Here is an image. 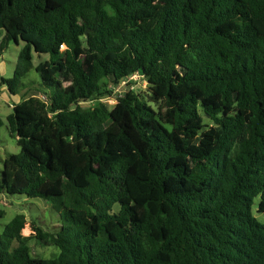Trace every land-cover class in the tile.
Masks as SVG:
<instances>
[{
	"label": "trees",
	"instance_id": "trees-1",
	"mask_svg": "<svg viewBox=\"0 0 264 264\" xmlns=\"http://www.w3.org/2000/svg\"><path fill=\"white\" fill-rule=\"evenodd\" d=\"M0 29V55L23 44L0 80L11 95L49 57L46 100L7 117L20 152L3 161L0 218L3 196L25 195L62 222L26 237L15 216L0 264H264V0H0ZM135 73L147 100L83 107ZM33 238L59 256L32 257Z\"/></svg>",
	"mask_w": 264,
	"mask_h": 264
},
{
	"label": "rangeland",
	"instance_id": "rangeland-1",
	"mask_svg": "<svg viewBox=\"0 0 264 264\" xmlns=\"http://www.w3.org/2000/svg\"><path fill=\"white\" fill-rule=\"evenodd\" d=\"M0 32L4 30L0 29ZM23 47V44L19 46L12 43L9 48L0 55V77L11 78L14 75L18 53ZM47 54L37 55L34 53L33 64L34 67L29 74L22 80L25 88L17 95H11L6 86H0V115L4 122L0 128V176L3 169V161L10 154H17L20 152V147L17 140L13 138L8 130L7 117L13 112L14 103L22 102L29 97H41L38 92L41 90L48 91L42 84L41 78L36 71V67L40 62L48 59ZM134 92L143 99H146L148 92V83L143 79L134 81ZM116 89V88H115ZM114 89V92H115ZM42 98V97H41ZM117 100L110 97L104 98L100 101L93 100L90 103L82 104L83 107H93L101 104L109 111L116 105ZM158 108V105H152ZM203 124L211 126L212 122L201 113ZM259 200H256V205L253 209L255 217L262 223H264V213L257 211V204ZM1 209L4 210L5 216L0 218V235L3 233L5 226L17 215L25 216V228L23 235L28 237L32 234L31 223L36 222L40 227L46 231L55 232L59 229L62 222L60 220L59 213L52 207L50 202H47L40 198H28L25 195H7L2 197ZM27 231V232H26ZM18 244L15 242L14 247ZM30 248V254L32 257L41 259L56 258L60 254V249L53 245H47L42 241L35 238L28 241Z\"/></svg>",
	"mask_w": 264,
	"mask_h": 264
},
{
	"label": "built area",
	"instance_id": "built-area-1",
	"mask_svg": "<svg viewBox=\"0 0 264 264\" xmlns=\"http://www.w3.org/2000/svg\"><path fill=\"white\" fill-rule=\"evenodd\" d=\"M138 79H143V77L137 73L132 74V75L128 76L127 78H125L123 81L120 82L119 85H117L116 89L114 88L115 92L113 93L112 97H110V99L111 98L113 99V97H115V99L117 100L119 97H121L124 94V92H126L128 90L133 91L134 90V84H135L134 81H136ZM41 97H39V98L46 100V98L44 96H41Z\"/></svg>",
	"mask_w": 264,
	"mask_h": 264
},
{
	"label": "crops",
	"instance_id": "crops-1",
	"mask_svg": "<svg viewBox=\"0 0 264 264\" xmlns=\"http://www.w3.org/2000/svg\"><path fill=\"white\" fill-rule=\"evenodd\" d=\"M3 36H4V32H0V40L3 38ZM1 78H5V77H3V76L1 75L0 80H1ZM3 87H4V86H3ZM16 104H18V102L14 103V105H16ZM13 107H14V106H13Z\"/></svg>",
	"mask_w": 264,
	"mask_h": 264
}]
</instances>
